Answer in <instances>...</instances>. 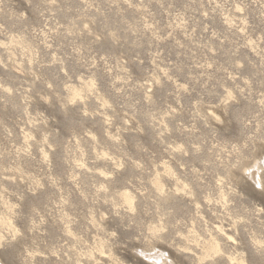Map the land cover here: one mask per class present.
Instances as JSON below:
<instances>
[{
  "label": "rangeland",
  "instance_id": "1",
  "mask_svg": "<svg viewBox=\"0 0 264 264\" xmlns=\"http://www.w3.org/2000/svg\"><path fill=\"white\" fill-rule=\"evenodd\" d=\"M0 264H264V0H0Z\"/></svg>",
  "mask_w": 264,
  "mask_h": 264
},
{
  "label": "bare ground",
  "instance_id": "2",
  "mask_svg": "<svg viewBox=\"0 0 264 264\" xmlns=\"http://www.w3.org/2000/svg\"><path fill=\"white\" fill-rule=\"evenodd\" d=\"M256 172V171H255ZM257 174V173H256ZM254 175H255V173H254ZM252 176H253V174H252ZM255 177V176H254ZM256 177H258V176H256Z\"/></svg>",
  "mask_w": 264,
  "mask_h": 264
}]
</instances>
